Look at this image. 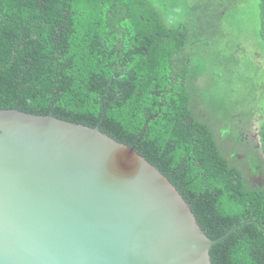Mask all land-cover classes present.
Wrapping results in <instances>:
<instances>
[{
    "label": "trees",
    "instance_id": "16d2710c",
    "mask_svg": "<svg viewBox=\"0 0 264 264\" xmlns=\"http://www.w3.org/2000/svg\"><path fill=\"white\" fill-rule=\"evenodd\" d=\"M153 1L0 0V108L98 126L134 147L209 237L246 221L212 246L213 264H264V115L250 142L254 110L245 127L220 119L190 73L240 0H188L176 26ZM258 8L264 42V0Z\"/></svg>",
    "mask_w": 264,
    "mask_h": 264
},
{
    "label": "water",
    "instance_id": "95a60500",
    "mask_svg": "<svg viewBox=\"0 0 264 264\" xmlns=\"http://www.w3.org/2000/svg\"><path fill=\"white\" fill-rule=\"evenodd\" d=\"M245 222L211 238L134 147L0 108V264H213L212 246Z\"/></svg>",
    "mask_w": 264,
    "mask_h": 264
},
{
    "label": "rangeland",
    "instance_id": "374dc122",
    "mask_svg": "<svg viewBox=\"0 0 264 264\" xmlns=\"http://www.w3.org/2000/svg\"><path fill=\"white\" fill-rule=\"evenodd\" d=\"M153 2L166 23L172 26L186 19L191 6L188 0H176L175 6H166L165 0ZM258 2L240 0L228 7L215 25L218 32L214 46L207 50L200 48L190 69L191 74L198 75L201 102H208L220 119L226 115L236 127H245L247 115L254 110L253 124L245 127L249 129L245 138L250 142L254 141L251 135L257 134L264 115V42L259 33ZM211 97L216 102L212 103Z\"/></svg>",
    "mask_w": 264,
    "mask_h": 264
}]
</instances>
